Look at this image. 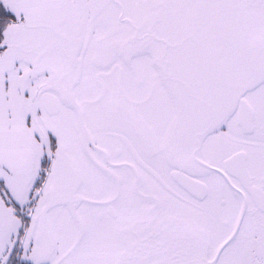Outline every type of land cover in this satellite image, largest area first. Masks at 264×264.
Here are the masks:
<instances>
[{"label":"snow or ice","instance_id":"1","mask_svg":"<svg viewBox=\"0 0 264 264\" xmlns=\"http://www.w3.org/2000/svg\"><path fill=\"white\" fill-rule=\"evenodd\" d=\"M0 264H264V0H0Z\"/></svg>","mask_w":264,"mask_h":264}]
</instances>
